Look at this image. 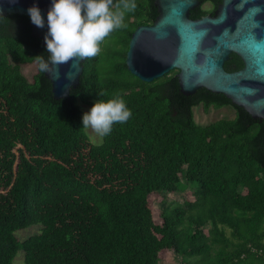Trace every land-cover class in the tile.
<instances>
[{
    "label": "trees",
    "instance_id": "1",
    "mask_svg": "<svg viewBox=\"0 0 264 264\" xmlns=\"http://www.w3.org/2000/svg\"><path fill=\"white\" fill-rule=\"evenodd\" d=\"M155 1L124 10L126 27L84 59L64 99L39 69L35 56L49 53L30 17L0 16V264L20 251L25 264H159L170 251L180 264H264V121L205 88L184 95L178 70L151 83L129 71L132 35L155 23ZM206 1L192 19L210 13ZM243 67L236 54L225 63ZM116 96L132 115L95 144L82 104ZM200 105L231 106L235 117L199 125ZM187 188L183 204H165L164 194ZM32 225L41 233L20 241L15 233Z\"/></svg>",
    "mask_w": 264,
    "mask_h": 264
},
{
    "label": "water",
    "instance_id": "2",
    "mask_svg": "<svg viewBox=\"0 0 264 264\" xmlns=\"http://www.w3.org/2000/svg\"><path fill=\"white\" fill-rule=\"evenodd\" d=\"M187 6V20L162 16L167 9L166 0H156L158 17L152 25H141L133 33L126 64L129 71L146 83L154 82L171 71L178 70L181 91L190 96L205 88L213 93L223 94L233 104L244 108L254 119L264 121V81L254 70H250V60L255 67L264 66V51L249 55L237 38L248 26L245 13L255 8L253 18L264 19V0H222L214 15L192 19L190 11L201 5V0H176ZM52 0H0V16L20 14L29 17L28 7L36 4L45 19L44 27H37L31 20L33 35L42 39L48 30L47 11ZM203 8L210 6L204 3ZM83 14V13H82ZM191 25L207 30L202 40L190 31ZM233 26L234 30H233ZM227 44L228 50L223 45ZM232 54L238 55L244 67L236 72H228L225 63ZM85 58H73L55 65L47 71L56 99L70 98L71 89L80 82Z\"/></svg>",
    "mask_w": 264,
    "mask_h": 264
},
{
    "label": "clouds",
    "instance_id": "3",
    "mask_svg": "<svg viewBox=\"0 0 264 264\" xmlns=\"http://www.w3.org/2000/svg\"><path fill=\"white\" fill-rule=\"evenodd\" d=\"M114 0H52L47 11L48 30L44 36L47 59L37 55L39 69L47 72L70 59L94 57L100 52V42L115 29L126 27L124 10L135 8V0H119L113 10ZM123 9V10H121ZM31 22L45 26L40 8L28 7ZM83 13V14H82ZM132 115L125 100L116 96L97 100L81 117L83 128H91L98 136L111 133L113 125L126 122Z\"/></svg>",
    "mask_w": 264,
    "mask_h": 264
},
{
    "label": "rangeland",
    "instance_id": "4",
    "mask_svg": "<svg viewBox=\"0 0 264 264\" xmlns=\"http://www.w3.org/2000/svg\"><path fill=\"white\" fill-rule=\"evenodd\" d=\"M37 66L36 64H29L23 66V73L31 79L33 74L36 73ZM91 105H84L82 104L83 111H88ZM194 111V117L195 121L199 125H208L215 121L221 120V119H233L235 117V110L231 106L223 107L220 109L212 108L209 113H206L204 111V108L202 105L196 106L193 109ZM87 132L91 137V140L95 144H101L103 137L98 136L91 128H87ZM188 189V188H187ZM185 189L179 193L176 194H164L165 197V204L175 205V203L183 204V202L189 197L190 189ZM160 203L154 204V217L155 219H159L160 217ZM42 226L41 225H32L28 228L21 229L15 233L16 237L20 241H25L33 236L39 235L41 233ZM227 235L231 237V232L227 229ZM182 262V258L174 253V251H170L167 254L166 259L161 260L159 264H180ZM13 264H25V253L23 251L18 252Z\"/></svg>",
    "mask_w": 264,
    "mask_h": 264
},
{
    "label": "snow or ice",
    "instance_id": "5",
    "mask_svg": "<svg viewBox=\"0 0 264 264\" xmlns=\"http://www.w3.org/2000/svg\"><path fill=\"white\" fill-rule=\"evenodd\" d=\"M168 3L167 9L161 10L162 16H168L171 18H179L181 20H187V6L183 3H177L176 0H166ZM227 2V0H226ZM244 0H242V3ZM256 12L255 8L250 9L245 13V18L248 20V26L242 32V34L237 38L238 42L244 45L245 50L249 55L256 51H264V19L253 18V14ZM233 26V30H234ZM190 31L193 35L202 40L207 34V30L201 28L197 25H191ZM225 50H228V45H223ZM250 70H254L260 75L262 81H264V66L255 67L254 63L250 60L249 62Z\"/></svg>",
    "mask_w": 264,
    "mask_h": 264
},
{
    "label": "flooded vegetation",
    "instance_id": "6",
    "mask_svg": "<svg viewBox=\"0 0 264 264\" xmlns=\"http://www.w3.org/2000/svg\"><path fill=\"white\" fill-rule=\"evenodd\" d=\"M221 2L222 1L215 3L213 2V0H207L206 2H204V3H208V5L210 6V8L208 9L210 13H208V15H214L215 11L217 10Z\"/></svg>",
    "mask_w": 264,
    "mask_h": 264
}]
</instances>
